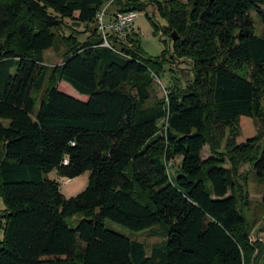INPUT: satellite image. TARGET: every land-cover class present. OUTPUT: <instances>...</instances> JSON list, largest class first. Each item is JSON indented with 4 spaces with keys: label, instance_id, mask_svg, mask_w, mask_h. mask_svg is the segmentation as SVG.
I'll return each mask as SVG.
<instances>
[{
    "label": "trees",
    "instance_id": "1",
    "mask_svg": "<svg viewBox=\"0 0 264 264\" xmlns=\"http://www.w3.org/2000/svg\"><path fill=\"white\" fill-rule=\"evenodd\" d=\"M108 2L110 14L152 4L164 33L177 35L173 53L193 73L166 101L153 100L151 86L169 57L147 55L136 30L111 38L114 49L92 44L96 27L84 41L70 33L62 63L46 65L62 26L89 29ZM255 18L264 28V0H0V264H250L259 248L237 179L248 164L264 181V30ZM241 116L260 127L238 143ZM52 171H89L88 184L65 197ZM106 220L133 231L163 225L166 237L148 253Z\"/></svg>",
    "mask_w": 264,
    "mask_h": 264
},
{
    "label": "rangeland",
    "instance_id": "2",
    "mask_svg": "<svg viewBox=\"0 0 264 264\" xmlns=\"http://www.w3.org/2000/svg\"><path fill=\"white\" fill-rule=\"evenodd\" d=\"M150 2L152 0H143ZM187 1V0H183ZM149 15V17H148ZM153 21L158 26V29L153 25ZM69 25L62 26L59 31L60 37L56 41L55 46L47 50L44 54L46 65L53 67L60 65L64 59L66 52V44L63 40V36L67 37L70 33H75L81 41L86 40L92 32L95 25H90L89 29H86L84 24L75 25L72 21L68 22ZM167 25V20L163 17L158 9L150 4L144 10L138 11V17L134 22V30L139 34L140 43L143 51L150 56H159L164 51L169 57V62L165 65V71L161 76L154 75V82L151 86V92L153 100L164 99L167 100L168 92L175 86H185L187 80L192 77V61L188 58H179L173 53V41L163 31L164 26ZM256 32L261 35L263 33V26L258 18H255ZM170 55H173L170 57ZM46 83H49V75L46 78ZM44 86V88H45ZM59 90L67 93L71 96L82 99V96L76 89H74L68 82L61 81L58 84ZM43 91L36 93L37 105L40 103V97ZM83 100V99H82ZM264 105V101H263ZM260 123L248 116H241L239 120L240 129L235 135L236 142H244L247 139L255 136L259 132ZM159 126L165 129L163 121L159 122ZM225 138L223 140V147L226 146ZM262 147L264 149V135L262 137ZM210 147L207 146L203 150V156L210 155ZM180 162V157H176L172 164H169V169L172 175H175V171ZM247 170V171H246ZM241 172H244L242 176L237 179L239 183V190L241 194V210L245 215L248 226L250 229L251 241L259 248L252 256L250 264H264V202L262 196L264 193V181L256 179L254 173L249 169V165L246 164L241 168ZM90 172L85 173L68 179L58 176L56 171H52L49 174L50 178H55L60 182L61 191L65 197H71L78 194L88 184ZM238 190V191H239ZM5 203L0 196V210L4 209ZM79 215L72 218H68V222L72 227H75L80 221ZM105 225L133 240L144 243L148 253H151L152 249L159 246L166 237L165 227L163 225L155 226L141 231L130 230L123 225L106 220ZM3 230L0 229V240L3 238Z\"/></svg>",
    "mask_w": 264,
    "mask_h": 264
},
{
    "label": "built area",
    "instance_id": "3",
    "mask_svg": "<svg viewBox=\"0 0 264 264\" xmlns=\"http://www.w3.org/2000/svg\"><path fill=\"white\" fill-rule=\"evenodd\" d=\"M110 2L102 7L97 14L96 36L102 39V46L114 49L111 45V38L125 39L134 30V22L138 17V11L134 10L110 14L108 12Z\"/></svg>",
    "mask_w": 264,
    "mask_h": 264
},
{
    "label": "water",
    "instance_id": "4",
    "mask_svg": "<svg viewBox=\"0 0 264 264\" xmlns=\"http://www.w3.org/2000/svg\"><path fill=\"white\" fill-rule=\"evenodd\" d=\"M172 39L175 40L177 38V35L175 34V32L172 33ZM102 43V39L101 38H97V39H94L92 41V44L94 45H98V44H101Z\"/></svg>",
    "mask_w": 264,
    "mask_h": 264
},
{
    "label": "crops",
    "instance_id": "5",
    "mask_svg": "<svg viewBox=\"0 0 264 264\" xmlns=\"http://www.w3.org/2000/svg\"><path fill=\"white\" fill-rule=\"evenodd\" d=\"M135 29V28H134Z\"/></svg>",
    "mask_w": 264,
    "mask_h": 264
}]
</instances>
